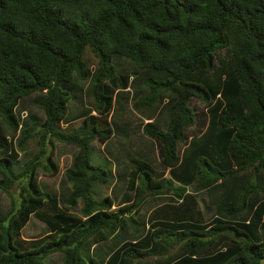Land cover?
Instances as JSON below:
<instances>
[{
	"label": "trees",
	"instance_id": "16d2710c",
	"mask_svg": "<svg viewBox=\"0 0 264 264\" xmlns=\"http://www.w3.org/2000/svg\"><path fill=\"white\" fill-rule=\"evenodd\" d=\"M114 54L133 62V78L119 72ZM214 69L212 88L187 79ZM76 79L90 81L93 100L78 114L81 123L63 130L57 125L76 95ZM130 92L144 109L168 97L165 130L147 122L142 131L156 141L159 162L170 173L181 164L190 169L167 176L135 159L126 183L132 194L111 209L110 195L92 193L94 182L109 180V172L90 160L92 143L113 136L116 100ZM32 93H38L34 101L44 120L20 123L16 106ZM192 98L209 120L200 135L188 138L186 129L197 123ZM34 138L37 151L16 171L19 152ZM55 140L77 147L64 171L72 182L64 204L41 188L36 174L59 172ZM222 159L230 161L228 168ZM263 167L264 0H0V190L9 198L0 212V264H55L48 262L55 252L62 253L59 264H149L150 254L161 256L150 264H264ZM208 188L227 192L210 222L197 196ZM160 195L170 202L139 219L143 204ZM79 202V212L72 211ZM238 214L239 220L230 219ZM31 216L48 231L25 239ZM119 232L132 238L101 259L95 247Z\"/></svg>",
	"mask_w": 264,
	"mask_h": 264
},
{
	"label": "rangeland",
	"instance_id": "374dc122",
	"mask_svg": "<svg viewBox=\"0 0 264 264\" xmlns=\"http://www.w3.org/2000/svg\"><path fill=\"white\" fill-rule=\"evenodd\" d=\"M84 59L86 61L92 60V55L90 50L87 49ZM219 55H216L215 62L216 66L219 67V60H223L222 52L223 50H218ZM226 55V54H225ZM112 63L118 68L119 72L128 73L133 78L136 75V67L133 62L129 59L114 54L112 57ZM146 72L155 76L163 77L164 71L156 69H147ZM145 72V71H144ZM217 70L214 69L211 74L207 76L200 77L199 73L192 72L187 76L188 80L198 81L205 84L208 87H214L211 82L216 81ZM75 92L72 90L74 98H72L68 103V113L65 118L59 122L58 128L63 130H71L78 126L82 118L81 113L88 106H91V83L90 81H83L80 79L74 80ZM90 88V91H89ZM144 89V88H143ZM167 93V92H163ZM38 93H32L22 97L16 106V112L20 123H30L34 120H44V113L39 109L34 101L35 96ZM134 98L130 94L126 98L117 99L113 112L111 124L114 129L113 136L106 141L101 143L95 140L92 143V153L90 160L96 164H100L105 170L109 172V180L107 183H100L98 181L93 183L92 193L96 197H102L104 195H110L114 199V203L111 209L118 208L126 200H129L127 196L131 195V192L127 191L126 183L129 171L132 169L135 159H141L148 162L156 170H164L167 176L171 173L182 172L186 173L190 169V165L181 164L179 167L175 168L174 172H169V168H164L160 162V153L157 143L152 138L146 136L142 131V126L147 122H155L154 125L161 130H165L168 122V115L166 112V104H168V97H164L161 103L156 106H152L150 109H144L138 107ZM190 106L195 112L197 123L195 126L186 129V135L191 138L194 133L200 135L208 125V114L202 102L197 98H192L189 102ZM94 113V112H92ZM162 122V123H160ZM13 132H8L9 136H12ZM14 137H19V131L14 134ZM38 149L37 139H31L27 143L26 149L19 152V158L16 160L14 168L16 171L23 167L26 160L31 158ZM185 149V144L181 143L179 145V152L182 154ZM77 151V147L72 144H67L64 142L54 141L53 156L56 162L59 164V172L55 175L44 174L40 169H37V179L42 189L46 191H51L55 193L61 204H64L65 196L68 191L72 188V182L66 179L64 171L67 167L71 166L74 154ZM198 153H203L208 155L204 151ZM221 166L223 168H228L230 161H225V159L220 160ZM264 179V167L260 171ZM240 181V180H239ZM238 179L229 182L233 186L234 182H239ZM226 185V183L224 184ZM188 189L191 191L195 190V186L188 185ZM227 194L223 193V188H211V189H200L197 190V196L199 200V208L203 211L205 216V221L210 222L218 212L216 211L217 204L223 200L224 196ZM170 196L160 195L154 198L148 199L142 206L140 213L137 215L139 219L145 220L149 211L157 205L164 202H170ZM262 197L259 198V200ZM81 202H79L77 208L72 209L74 212H79V207ZM9 207L8 196L0 190V212H4ZM225 216V215H224ZM240 214L235 217H231V220H239ZM225 218H228L226 216ZM130 230V229H129ZM132 230V229H131ZM48 231V228L40 220L31 216L28 223L22 229V237L25 239L35 238L42 236ZM144 232L141 233L143 235ZM131 234H124V232H119L115 234L107 242L98 244L94 252L100 254L101 259L106 258L111 251L119 245V243L124 239H131ZM173 249V248H172ZM161 257L159 254H150L147 256V261L153 263L157 258ZM48 262L59 264L62 259V253L55 252L50 255Z\"/></svg>",
	"mask_w": 264,
	"mask_h": 264
}]
</instances>
